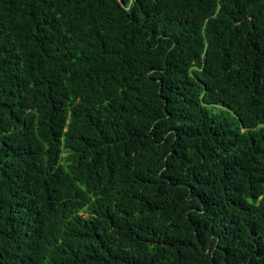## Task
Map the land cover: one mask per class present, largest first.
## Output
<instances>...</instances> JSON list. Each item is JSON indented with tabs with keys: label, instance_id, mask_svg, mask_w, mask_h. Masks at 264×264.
<instances>
[{
	"label": "trees",
	"instance_id": "1",
	"mask_svg": "<svg viewBox=\"0 0 264 264\" xmlns=\"http://www.w3.org/2000/svg\"><path fill=\"white\" fill-rule=\"evenodd\" d=\"M0 264H264V0H0Z\"/></svg>",
	"mask_w": 264,
	"mask_h": 264
}]
</instances>
